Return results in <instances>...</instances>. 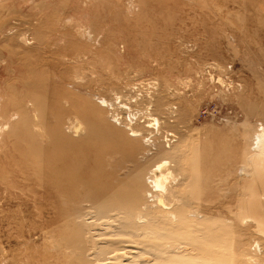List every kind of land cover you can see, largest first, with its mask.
<instances>
[{
    "label": "rangeland",
    "instance_id": "1",
    "mask_svg": "<svg viewBox=\"0 0 264 264\" xmlns=\"http://www.w3.org/2000/svg\"><path fill=\"white\" fill-rule=\"evenodd\" d=\"M0 264H264V0H0Z\"/></svg>",
    "mask_w": 264,
    "mask_h": 264
},
{
    "label": "bare ground",
    "instance_id": "2",
    "mask_svg": "<svg viewBox=\"0 0 264 264\" xmlns=\"http://www.w3.org/2000/svg\"><path fill=\"white\" fill-rule=\"evenodd\" d=\"M80 126V125H79ZM79 128V127H78ZM76 129V133L78 132L77 131V127L75 128ZM136 135V134H135ZM137 136V135H136ZM261 139H262V137H261ZM262 143H261V141L259 140L258 141V145H257V147L259 146V145H261ZM73 146V145H72ZM75 146V145H74ZM259 148V147H258ZM25 154H20V158H25ZM64 161H65V159L64 158H61L60 159V161H59V163L60 164H62V163H64ZM168 166H169V163L167 162V161H163V162H160L159 164H157L156 166H154L153 168V170H151V173H150V176H152L153 177V180L152 181H150L151 182V184H152V188H157V189H160V190H162L164 193H165V191L164 190H166L165 189V187H163L161 184H160V182L161 181H166V180H168L169 179V177L171 176V172L168 170ZM163 194V193H162ZM156 202H157V200H156ZM158 206L160 207V209H157V210H169L170 209V206L171 205H166L165 203H164V201H163V199L162 198H159L158 199ZM142 219V217H137V221H139V222H141L140 220ZM152 254V253H151Z\"/></svg>",
    "mask_w": 264,
    "mask_h": 264
}]
</instances>
